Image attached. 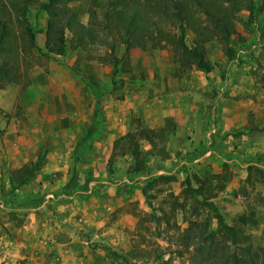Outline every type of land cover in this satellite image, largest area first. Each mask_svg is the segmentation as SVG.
<instances>
[{"label": "crops", "instance_id": "0c3cea01", "mask_svg": "<svg viewBox=\"0 0 264 264\" xmlns=\"http://www.w3.org/2000/svg\"><path fill=\"white\" fill-rule=\"evenodd\" d=\"M167 45L159 44L155 63L135 66L144 78L124 89L120 110H109L113 100L107 99L105 123L97 98L81 92L74 98L67 78H32L22 92H0V112L12 113L9 119L0 117V264H127L131 252L146 246L144 198L116 190L103 171L111 160L123 169L132 164L131 151L118 154L115 146L132 132L131 118L145 131V169L134 176L165 181L173 208L181 207L177 198L187 177L180 167L190 165L205 178L218 172L219 162L238 164L243 152H264V130L256 129L264 125V82L255 78V67L229 62L208 73L195 66L177 72ZM42 84L51 87L50 99L43 96ZM96 104L99 132L85 151L99 155L79 163L72 159V165L87 164L80 183L70 181L65 152L77 150L95 129ZM39 150L47 154L41 168L31 173ZM243 179L244 172H234L219 194L234 202L223 208V216L233 215L238 223L249 217L237 192Z\"/></svg>", "mask_w": 264, "mask_h": 264}, {"label": "trees", "instance_id": "16d2710c", "mask_svg": "<svg viewBox=\"0 0 264 264\" xmlns=\"http://www.w3.org/2000/svg\"><path fill=\"white\" fill-rule=\"evenodd\" d=\"M31 7H38L47 16L44 48L48 54L63 56L68 34L70 42L76 47H105L108 61L113 67L111 76L114 85L120 60L115 55L118 44L124 47L125 56L133 49L154 51L160 43L172 42L174 58L181 72L195 66L208 73L212 67L206 59L204 44L216 41L223 45L230 60L229 41L235 33L234 23L239 20L237 13L241 9L247 10L250 16L256 12L262 13L264 1L0 0V90L19 80H27L31 64L26 57L34 50H40L28 18ZM82 16H86V22L81 20ZM204 17L212 25L206 24ZM187 30L194 32L191 47L186 43ZM94 118L95 129L81 141L73 159L75 163L82 162L85 148L99 132L97 104ZM131 154L133 162L129 172L144 171V158L136 144ZM223 169L227 167L224 165ZM213 181L217 182L216 187H212ZM226 182L227 178L222 174L210 175L205 179L196 174L186 177L180 208L184 212L186 201H192L193 213L197 214V205H205L214 212L216 229L209 231L208 225L204 224V230H201L194 221L187 220L184 231L177 229L178 237L186 250L193 248L195 256L199 258L195 260L196 264H264V247L254 246L249 235L234 225H227L223 215L210 201L217 195V191L213 190L222 191Z\"/></svg>", "mask_w": 264, "mask_h": 264}, {"label": "rangeland", "instance_id": "374dc122", "mask_svg": "<svg viewBox=\"0 0 264 264\" xmlns=\"http://www.w3.org/2000/svg\"><path fill=\"white\" fill-rule=\"evenodd\" d=\"M46 1L47 0H40V2ZM252 1L255 3L259 2V0ZM237 17L239 20L234 23L235 33L231 36L229 41L231 52L228 55L231 59L229 60V58H227V53H225L223 45L216 41H208L204 44L206 59L210 62L212 68L219 66L222 68L221 65L229 62H232V65L236 66H254L255 78L260 82H264V12H256L250 16L247 10L241 9L237 13ZM28 18L33 26L36 44L40 52L34 50L26 57L27 61L31 64V67L27 71V80H19L16 83L7 85L2 90L17 88L22 92L31 84L32 78L41 81L62 80L67 78L72 83L69 92H71L74 98L77 97V92L79 94L81 92V94L88 98H97L99 107L102 110V112H100L102 123L105 121V116L103 115L106 111L105 106L107 102H110V100L107 99L110 98L113 100L107 105L109 110H120L126 95L124 89L128 90L133 85L132 81L137 78H144L143 72L134 71L135 66L139 64L150 65L155 63V53L159 51V47L154 51L133 49L127 55L123 56L125 54L124 47L118 44L115 55L120 60H118L117 73L114 77L115 80L113 85L111 76L113 67L108 61V51L105 47H76L70 42V35L68 34L66 53L63 56L48 54L44 48L47 21L46 14L38 7H31L28 12ZM81 20L86 22V16H82ZM203 21L208 25H212V22L208 20V18L204 17ZM193 38L194 32L187 30L186 43L190 47L192 46ZM167 43L168 49L173 52L174 58L173 43ZM165 47V45L162 46L163 49H165ZM174 61L178 63L175 58ZM177 72H181V68L178 67ZM28 81L29 85L26 86ZM96 84L98 88L95 86ZM108 84L110 85L108 86ZM42 85L46 86V88L43 89V96L50 99L48 92L50 93V91H52L51 87H48L47 84ZM2 90H0V92ZM11 116L12 113L0 112V117L2 118L9 119ZM100 119L101 118H99V120ZM139 126L137 118H131L132 132L127 133L115 143L116 148H118V154L129 153L136 144L142 153V157L145 158L146 152L143 150V143H141L145 131L143 129L141 130ZM256 129L262 131L264 130V125L261 127L257 126ZM75 152L76 150L65 152L69 161L67 176L70 178V181H78L82 167L87 164L84 163L78 166L72 165L71 161L75 157ZM46 154V150H39L37 160L32 166L31 173L41 168L40 166H42ZM91 155L99 154L96 153L95 150L89 151L87 149L82 154V162L90 158ZM192 155H196V153L187 154L188 157ZM242 155L241 158L243 160L242 162H238V164L219 162L217 165L218 172L211 173L205 178L214 174H222L226 176L227 184L229 180H231L234 172L245 173V179L240 181L237 192L242 197L240 199V204L244 209L248 210L249 217L247 221L239 223L233 215L226 214L225 217H223L224 220L226 218L236 221L232 224L225 223L227 225H234L241 229L242 232L249 235L254 246L264 247V211H262L264 208V152H243ZM224 157L226 158V156ZM226 159H228V157ZM224 165L227 169H223ZM103 171L107 172L108 176L106 179L115 185L116 190L140 193L148 209V212H145L141 218V222L145 226L147 244L144 248L131 252L129 254L131 260L127 259V264H193L196 259H199L195 256L192 247L189 248V250L183 247L182 239L178 237L177 229L179 228L180 231H184L187 227V220H191L194 221L197 225L196 227H199L201 230H204V224L208 225L209 231L215 230L216 222L213 218L214 212L210 208L205 205H197L199 207L198 213L194 214L192 201L189 200L186 201V209L184 212L182 208H173L165 195L169 187L165 181L162 179L153 180L151 182L140 180L134 176V173L129 172V168L123 169L117 167L113 160L106 164ZM179 171L185 172L187 176L195 174L193 167L190 165L180 167ZM101 178V176H98L97 179ZM123 178L129 179L130 184L123 182ZM92 179L98 181L96 178ZM78 183L80 182L78 181ZM216 183V181H213L212 187H216ZM180 184V187L183 189V182ZM193 186L195 187V184H193ZM99 191L101 190L97 189V192ZM213 191H217V195L210 201L223 215V208L234 202L227 201L225 198L220 197L219 194L221 191ZM181 192L177 198L179 201H183ZM230 213L232 212L230 211Z\"/></svg>", "mask_w": 264, "mask_h": 264}, {"label": "built area", "instance_id": "2783aa9c", "mask_svg": "<svg viewBox=\"0 0 264 264\" xmlns=\"http://www.w3.org/2000/svg\"><path fill=\"white\" fill-rule=\"evenodd\" d=\"M214 135H215V129L213 128V129H211L210 133L208 134L209 139L211 136H214Z\"/></svg>", "mask_w": 264, "mask_h": 264}]
</instances>
